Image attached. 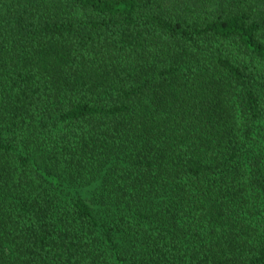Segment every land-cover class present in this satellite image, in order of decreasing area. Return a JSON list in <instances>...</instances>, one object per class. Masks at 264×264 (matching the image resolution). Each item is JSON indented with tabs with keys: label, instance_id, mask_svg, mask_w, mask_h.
Listing matches in <instances>:
<instances>
[{
	"label": "trees",
	"instance_id": "16d2710c",
	"mask_svg": "<svg viewBox=\"0 0 264 264\" xmlns=\"http://www.w3.org/2000/svg\"><path fill=\"white\" fill-rule=\"evenodd\" d=\"M0 264H264V0H0Z\"/></svg>",
	"mask_w": 264,
	"mask_h": 264
}]
</instances>
